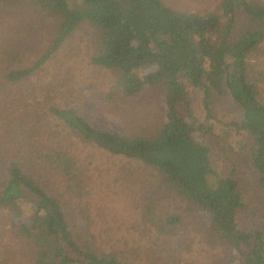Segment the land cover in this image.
I'll return each instance as SVG.
<instances>
[{
    "label": "trees",
    "instance_id": "trees-1",
    "mask_svg": "<svg viewBox=\"0 0 264 264\" xmlns=\"http://www.w3.org/2000/svg\"><path fill=\"white\" fill-rule=\"evenodd\" d=\"M13 4L54 23L37 59L0 75L4 86L36 83L18 112L0 119V210L32 246L33 264H128L94 243L88 182L66 144L72 138L155 170L166 190L198 212L206 239L224 248L223 264H264V69L255 61L264 55V0H220L213 11L180 10L162 0H0V11ZM82 23L93 32L90 62L114 76L110 101L147 90L159 95L162 119L154 131L93 125L67 103V88L41 79ZM180 74L202 91L205 121ZM225 91L242 109V119L227 126L247 138L217 147L219 135L207 120L212 95ZM224 151L245 159L251 194ZM153 203L144 211L147 222L158 235L179 238L183 216L159 214Z\"/></svg>",
    "mask_w": 264,
    "mask_h": 264
},
{
    "label": "rangeland",
    "instance_id": "rangeland-1",
    "mask_svg": "<svg viewBox=\"0 0 264 264\" xmlns=\"http://www.w3.org/2000/svg\"><path fill=\"white\" fill-rule=\"evenodd\" d=\"M180 10H208L217 8L220 0H162ZM260 1V0H256ZM54 23L43 19L25 4H13L0 11V75L10 69L29 65L37 59L52 33ZM95 42L91 27L82 23L66 39L61 48L46 63L41 77L67 88V103L93 125L123 133L146 134L154 131L162 119L159 95L147 90L134 100L110 101L115 87L114 76L108 69L90 62ZM264 69V55H259ZM186 86L196 115L205 121L203 93L190 81L179 75ZM44 83V84H45ZM34 78L4 86L0 85V119L15 114L25 102L27 90L34 91ZM43 85V84H41ZM264 99V83L259 85ZM210 111L214 131L219 135L217 147L242 144L247 138L243 131H232L227 124L242 119V109L225 91L213 94ZM70 145H69V144ZM1 150L4 140L1 138ZM90 192L89 217L94 243L102 251L116 250L128 264H223L224 248L218 241L205 237L200 215L183 198L175 196L162 186L158 173L141 162L122 155H112L101 149L67 139ZM224 149V148H223ZM225 150V149H224ZM227 152L224 151V154ZM229 166L239 168L244 188L250 193L252 180L248 178L245 159L226 154ZM52 178L58 175L51 173ZM251 194V193H250ZM154 201L159 214L174 213L183 216L180 237L158 235L149 224L144 211ZM159 239V240H156ZM180 239V241L178 240ZM34 250L12 226L6 211L0 210V264H33Z\"/></svg>",
    "mask_w": 264,
    "mask_h": 264
}]
</instances>
